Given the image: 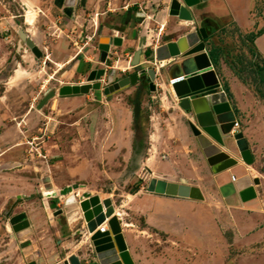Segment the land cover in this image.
<instances>
[{"label":"rangeland","instance_id":"rangeland-1","mask_svg":"<svg viewBox=\"0 0 264 264\" xmlns=\"http://www.w3.org/2000/svg\"><path fill=\"white\" fill-rule=\"evenodd\" d=\"M70 1L65 12L59 8L62 0H0V264H55L69 255L90 260L94 247L80 207L87 194L111 199L134 264H264V155L259 167H238L240 176L252 179L256 198H224L219 187L232 176L213 173L188 116L174 93L162 89L160 78L155 92L138 83L108 96L91 91L81 100L57 94L38 109L47 91L82 83L61 65L59 51L66 45L75 52V40L90 42L96 15L104 10L134 3L140 13L153 15L148 26L147 16L136 23L141 25L138 34L148 39L141 50L151 53L159 44L207 27V46L218 51L221 89L228 85L237 93L248 88L264 105L253 43L262 31L245 32L223 10L206 14V22L183 26L169 15L171 0H107L102 7L101 0H89L84 7ZM217 1L225 10L235 4ZM255 2L253 16L264 0H241L240 5ZM31 10L34 19L28 25ZM125 60L117 57L110 65L118 67L121 61L125 68ZM86 70L83 66L80 73ZM114 70L116 78L123 76ZM102 79L104 88L109 80ZM135 100L142 102L138 119ZM245 126L239 124L240 132ZM225 151L238 159L233 147ZM152 178L198 186L204 199L150 193ZM136 184L140 189L131 196L128 189ZM73 196L76 202L66 204ZM22 213L30 225L16 233L10 220Z\"/></svg>","mask_w":264,"mask_h":264},{"label":"water","instance_id":"water-1","mask_svg":"<svg viewBox=\"0 0 264 264\" xmlns=\"http://www.w3.org/2000/svg\"><path fill=\"white\" fill-rule=\"evenodd\" d=\"M209 0H173L169 15L178 18L182 22L194 23L192 8ZM144 16V14H143ZM25 38L24 33H20ZM209 35L205 28H195L176 41H171L157 47L152 51L151 61H147L149 67H144L139 61H134L133 73L115 81V70L108 72V84L102 88L101 80L105 76L104 69L93 70L89 73L86 83L81 85H64L59 89H51L45 93L40 101L38 109H41L50 99L57 94L60 97H78L91 91H103L108 96L138 83H148L149 91L157 90V76L177 97L179 108L188 116L189 129L197 140L199 147L211 167L213 173H224L238 165V159L251 165L254 160L249 149V144L243 133L238 131L234 135L237 117L228 96L221 89V83L213 63L211 52L207 46ZM36 57L42 53L38 47L27 40ZM120 46L121 38L101 36L99 49L103 55L109 52L110 46ZM146 45V39L140 46ZM140 55L137 52L136 58ZM172 59L176 61L158 68L162 62ZM104 60V59H102ZM140 69V70H137ZM264 79V70L260 71ZM141 111L140 100L134 101L133 114L138 119ZM225 147H233L238 159L225 151ZM224 149V150H223ZM148 192L182 199L203 200L204 195L198 186L180 184L163 179L152 178L148 185ZM221 195L226 198L238 195L244 202L256 198L257 193L249 175L239 178L232 176L230 180L219 187ZM67 199L66 204L75 203L76 198ZM80 207L85 219L88 233L92 234L90 240L96 251V264H134L129 253L122 227L116 216L111 199L102 200L98 195L87 194L80 202ZM61 213V210L58 211ZM55 213V215L59 214ZM108 225L103 231L102 225ZM12 230L16 233L29 227V221L25 213L16 215L10 220ZM24 251L30 248L24 247ZM64 264H82L77 255H71Z\"/></svg>","mask_w":264,"mask_h":264},{"label":"crops","instance_id":"crops-1","mask_svg":"<svg viewBox=\"0 0 264 264\" xmlns=\"http://www.w3.org/2000/svg\"><path fill=\"white\" fill-rule=\"evenodd\" d=\"M105 1L107 0H101L100 5L98 6H101V5L103 6ZM234 1H235V4L233 6L230 5L228 8H226V10L223 7H221V5L219 6L217 5V2H218L217 0H209L208 6L205 5L202 7L201 6L202 4H201V5H198L197 7L192 8V13L194 16L193 24L196 25L200 21L204 22L205 21L204 16L206 14L207 15L211 14L213 11L222 12L223 10V12H226V14H229V16H231L238 23V26L244 29L245 32H257L261 30L262 31L261 34L257 35L253 41L255 49H256L257 59L259 60V63L254 64L255 65L254 68L257 71L258 66L264 67V6L262 5L259 8H257L256 14L252 16L251 9L255 7V5L258 4L257 2H255L254 5L252 4L253 6L252 5L251 6H241L240 5L241 0H234ZM133 4H132L133 7L129 5L128 7H124L122 9L119 7L117 9H113V10L111 9L112 12L114 13L113 14L114 17H112L113 21L111 22L108 21V16H109L108 12L111 11L110 9L108 11L104 10L103 12H100L98 15H96V20L99 22L98 24L101 25L99 33H98V39L101 36L112 37V38L118 37V38H121L120 46L111 45L109 52L103 55L102 52L98 50V43H95V42L92 43L90 40L91 43L86 42L84 44H80V41L75 40L76 47L72 48L75 52L72 53V50L66 47V45L62 47L61 50L59 51V57H60L59 60L62 61L61 65L70 67V70L74 74V76L83 79V81L87 80V77L91 71L102 68L103 66L101 65V63L104 64L107 58H108V64H109L110 69L116 68L124 73L123 76L121 77H124L128 75L129 73H132L135 70V67H132V64L134 61H139L140 64L143 65L144 67H149V65H152V64H148L147 61H151V60H149V56H147V53L145 52V51H151V50L142 51L144 47H147L148 39L146 37H143L144 35L138 34L139 33L138 27H141V25L136 24V23L137 21H139L138 19H142L145 16H147V18L145 17L146 18L145 21H147V26H148V23L150 22L153 15L140 13L139 10L134 7L135 4L134 5ZM153 4L155 3H152L150 6H152ZM62 7L63 8L65 7V8L63 9ZM216 7L217 8L220 7L221 9L216 10ZM59 8L63 11L65 10L66 12L67 7L64 3V0H62V4L59 5ZM69 8L71 9L72 7H69ZM100 16L104 18H102L101 20ZM93 20L95 19L93 18ZM182 25L188 26L186 22H183ZM86 30L87 31L89 30L88 27ZM205 30L207 34L210 36L211 31L207 27H205ZM95 31H96V28H95ZM80 33H82V30H80ZM145 39H146V45L140 46V44ZM168 42H171V41H168ZM168 42H165V43H168ZM161 45L162 44H159L157 47ZM150 49L153 50V48H150ZM80 50H84V53L80 54ZM138 51H140V55L138 56V58H136ZM100 57H101V61H100ZM117 57H119V59L121 58L126 59L125 68H123V66L121 65V61L116 62L119 64L118 67H115V66L113 67V65H110L113 62L112 60H114ZM174 61L176 60L172 59L167 62L169 64ZM83 66H86L87 70L83 72V74H81L80 69ZM215 69H216V66H215ZM131 70L133 71L131 72ZM256 73L258 75V78L259 77L261 78L260 72H256ZM158 77L159 76H157V80H158ZM83 81L79 85L85 83ZM140 86L143 87L144 85H140ZM161 87L164 90L168 89L164 84H162ZM232 91L233 90L230 91L232 95V99L231 100L229 99V100L231 101V106L233 110L235 111L238 126L239 124L246 125L245 128H243L242 133L249 144V149L251 151V154L254 160V162L251 165H247L242 160L239 159L238 165L234 166V168H231L229 171H226V172H229L228 176L231 175V176H234L235 178H239L242 176H240L238 167H249V168L259 167L258 164H260V158H262V156L264 155V114H263L264 105H262L261 102L258 99H256L254 94L251 93L248 88L242 87L241 90H237V93L236 92L232 93ZM244 92L246 94L245 101L243 100ZM70 98L77 99L80 97L78 96V97H70ZM77 100H81V99H77ZM141 110H142V102H141ZM239 129L240 128L238 127L235 133L240 131ZM148 160L150 161L151 159L149 158ZM131 196H134V194ZM101 228H103V226ZM91 235L92 234H89V237ZM70 256L71 255H69L64 260H59L55 264H64V261H66ZM79 258L80 260H82L81 257Z\"/></svg>","mask_w":264,"mask_h":264},{"label":"flooded vegetation","instance_id":"flooded-vegetation-1","mask_svg":"<svg viewBox=\"0 0 264 264\" xmlns=\"http://www.w3.org/2000/svg\"><path fill=\"white\" fill-rule=\"evenodd\" d=\"M67 1H70V0H64V3H66ZM87 1L88 0H77V4L78 5H80L81 7H84L85 5H86V3H87ZM172 1L173 0H171L170 1V6H171V4H172ZM181 1V3H182V0H180ZM71 2V1H70ZM170 6H169V10H170ZM99 22H96V31H95V33H94V35L92 36V39H90L91 40V42L92 43H98V50L100 51V49H99V39H100V37H99V39H98V33H99V30H100V24H98ZM84 33V31L82 30V34ZM83 35H81L80 37H82ZM87 37V36H86ZM95 39H96V41H95ZM209 39V38H208ZM101 52V51H100ZM145 52H147V51H145ZM84 53V50H80V54H83ZM107 58V57H106ZM100 61H101V57H100ZM101 65L103 66L102 68H99V69H104L105 70V77L107 78V76H108V72H109V70H110V68H109V64H108V58L106 59V61H105V63L104 64H102L101 63ZM111 69H114V68H111ZM95 70H98V69H95ZM137 70H140V69H137ZM134 71H136V70H134ZM133 71V72H134ZM132 72V73H133ZM131 73H129L128 75H130ZM128 75H126V76H128ZM121 78H123V77H121ZM121 78H116L115 79V81H117V80H119V79H121ZM142 85H146V87L149 89V85H148V83H146V82H144ZM90 260H87V261H85V260H81V262H82V264H96V262H97V259H96V251H95V249H93L92 250V253L90 254Z\"/></svg>","mask_w":264,"mask_h":264},{"label":"trees","instance_id":"trees-1","mask_svg":"<svg viewBox=\"0 0 264 264\" xmlns=\"http://www.w3.org/2000/svg\"><path fill=\"white\" fill-rule=\"evenodd\" d=\"M259 34H261V32L258 33L257 35H259ZM210 52H211L210 54H211L213 63H214L215 66H217L218 65V55H217L218 51H217V49H211ZM146 53H147V56H150L151 51H147ZM263 69H264V67L258 66L257 67V72H260ZM258 82H259V84H264V80H262L260 77L258 78ZM224 91L226 92V94L228 96V99L231 100L232 99V95L230 93V89H229L228 85L224 86ZM130 188L131 189H128V193L133 195V194H135V193H137L139 191L140 186H139V184H136V185H134L133 187H130Z\"/></svg>","mask_w":264,"mask_h":264},{"label":"bare ground","instance_id":"bare-ground-1","mask_svg":"<svg viewBox=\"0 0 264 264\" xmlns=\"http://www.w3.org/2000/svg\"><path fill=\"white\" fill-rule=\"evenodd\" d=\"M29 12V11H28ZM32 10L28 13V15H27V18H26V21H25V23L26 24H28V25H31L32 23H33V19H34V16L32 15ZM164 65H165V62H162V64L160 65V66H158V68L159 69H161L162 67H164ZM18 73V72H17ZM167 87V86H166ZM168 88V87H167ZM175 95V94H174ZM175 98H177L176 96H175ZM70 201H71V199H69ZM71 204H73V202L71 203H68V205H71ZM106 225H107V223L105 224V225H103V229H104V231H105V229H107L106 228ZM102 229V228H101Z\"/></svg>","mask_w":264,"mask_h":264},{"label":"built area","instance_id":"built-area-1","mask_svg":"<svg viewBox=\"0 0 264 264\" xmlns=\"http://www.w3.org/2000/svg\"><path fill=\"white\" fill-rule=\"evenodd\" d=\"M161 65V64H160ZM164 67H165V65H164ZM103 80V79H102ZM102 80H101V82H102ZM238 128V122H236V124H235V128H234V130L232 131V134L234 135V133H235V131H236V129ZM106 228L108 229V225H106ZM103 231H104V229H103Z\"/></svg>","mask_w":264,"mask_h":264}]
</instances>
